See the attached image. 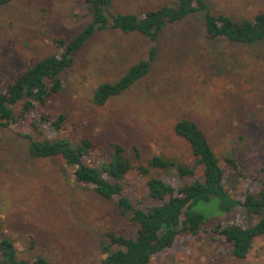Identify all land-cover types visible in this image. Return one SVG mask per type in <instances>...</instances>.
<instances>
[{"label": "rangeland", "instance_id": "1", "mask_svg": "<svg viewBox=\"0 0 264 264\" xmlns=\"http://www.w3.org/2000/svg\"><path fill=\"white\" fill-rule=\"evenodd\" d=\"M175 1L114 0L113 9L141 16ZM204 1L213 14H226L237 22L264 13V0ZM202 15L196 12L166 26L156 43L135 32H97L63 72L59 95L0 129V238L13 242L17 259L100 264L104 258L100 242L106 233L135 234V227L118 215L115 199L79 186L61 159L28 156L22 134L56 137L45 124L32 126L41 114L52 119L65 114L60 136L73 143L92 139L94 147L83 159L92 167L109 160L110 140L126 147L135 167L146 166L155 155L195 166L187 142L174 132L177 119L189 118L204 131L223 170V187L232 198L241 200L245 193L264 191V40L250 44L210 40ZM89 19L83 0H12L0 6L4 83L38 60L59 54L54 38L70 41ZM153 46L155 58L142 80L104 105L92 103L99 84L116 81L130 66L146 60ZM18 109L19 105L14 111ZM196 173L201 177L199 166ZM150 175L175 187L180 184L174 170H152ZM147 180L133 168L124 190L133 205L143 209L159 204L149 196ZM210 213L220 214L212 207ZM226 222L248 225L239 214L228 216ZM149 264H264V235L254 240L241 260L209 223L197 235H179Z\"/></svg>", "mask_w": 264, "mask_h": 264}, {"label": "trees", "instance_id": "2", "mask_svg": "<svg viewBox=\"0 0 264 264\" xmlns=\"http://www.w3.org/2000/svg\"><path fill=\"white\" fill-rule=\"evenodd\" d=\"M12 0H0V6ZM89 21L70 41L54 38L59 54L49 55L35 62L4 83L0 73V129L8 128L36 105L45 106L51 96L63 90L62 74L73 63L76 54L97 32L117 30L121 33H140L150 42L156 43L159 33L168 25L177 23L196 12H202L205 36L210 39H225L230 42L250 44L264 40V13L256 14L251 20L237 22L226 14H213L204 0H176L173 4L148 10L141 16L114 11V0H83ZM155 46L148 50V58L130 66L116 81L102 83L92 95V103L104 105L109 99L142 80L149 72L155 58ZM19 109L15 112V107ZM65 123V114L52 119L41 114L32 126L47 125L55 138L35 139L22 134L27 143V154L33 159L59 158L72 169L75 182L91 189L104 199H115L118 215L135 227L133 237L108 232L100 242L104 258L100 264H149L151 258L172 247L181 234L197 235L203 226L210 227L231 246V254L245 259L256 238L264 235V191L245 193L243 198H232L223 187V170L212 150L204 131L189 118L177 119L174 132L183 138L191 149L195 166L177 164L164 156L155 155L147 160L146 166L133 164L126 147L116 140L108 141L111 156L99 167L84 163L94 147L90 137L81 143L60 136ZM136 156H140L135 147ZM226 162L235 163L232 159ZM201 169V177L196 173ZM133 168L148 176L146 187L149 196L159 204L146 208L135 206L124 194L126 176ZM152 170L171 171L180 179L175 187L158 177L151 176ZM191 181H185L186 179ZM206 206V210L200 208ZM220 214H211L210 208ZM239 214L248 225L226 222L227 217ZM217 216V217H213ZM217 220H216V219ZM257 219V222H252ZM0 262L2 264H53L44 257L19 260L15 257L13 242L0 238Z\"/></svg>", "mask_w": 264, "mask_h": 264}]
</instances>
